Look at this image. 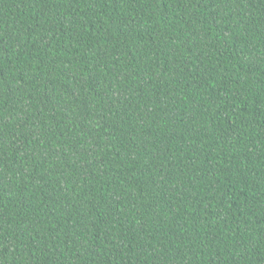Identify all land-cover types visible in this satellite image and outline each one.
I'll use <instances>...</instances> for the list:
<instances>
[{
  "label": "trees",
  "instance_id": "obj_1",
  "mask_svg": "<svg viewBox=\"0 0 264 264\" xmlns=\"http://www.w3.org/2000/svg\"><path fill=\"white\" fill-rule=\"evenodd\" d=\"M0 264H264V0H0Z\"/></svg>",
  "mask_w": 264,
  "mask_h": 264
}]
</instances>
